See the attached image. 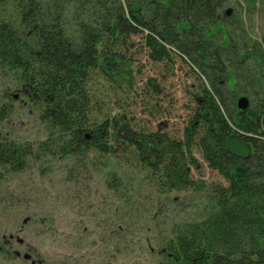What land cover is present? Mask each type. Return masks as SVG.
Masks as SVG:
<instances>
[{
	"label": "trees",
	"instance_id": "trees-1",
	"mask_svg": "<svg viewBox=\"0 0 264 264\" xmlns=\"http://www.w3.org/2000/svg\"><path fill=\"white\" fill-rule=\"evenodd\" d=\"M223 2L0 0V65L19 78V91L41 109L49 130L37 152L5 135L2 124L14 99L8 94L0 103V178L4 169L24 170L33 157H89L93 151L138 162L163 192L202 190L205 182L192 175L200 167L192 150L198 146L228 185L214 188L201 218L173 227L158 247L157 264H264V100L236 114L227 101L223 85L233 73L222 51L232 41L213 40ZM134 35L150 60L173 65L178 57L199 82L181 136L162 123L164 96L152 110L144 105L146 125L118 114L90 118L92 71L114 76ZM233 133L251 144L248 158L226 151Z\"/></svg>",
	"mask_w": 264,
	"mask_h": 264
},
{
	"label": "rangeland",
	"instance_id": "rangeland-1",
	"mask_svg": "<svg viewBox=\"0 0 264 264\" xmlns=\"http://www.w3.org/2000/svg\"><path fill=\"white\" fill-rule=\"evenodd\" d=\"M220 10L213 40L232 41L231 46L223 44L233 73L223 90L236 114L242 96L249 98L248 108L264 100V0H224ZM247 53L248 60H240ZM176 60L173 65L150 60L141 36H132L114 76L100 69L90 75L91 120L118 114L146 125L144 105L150 103L152 110L157 96H164L168 116L162 123L181 136L199 82ZM17 80L0 65V103L8 94L14 98L2 130L37 152L48 136V124L39 116L41 109L19 91L23 86ZM192 150L200 166L192 175L205 182L202 190L163 192L155 175L138 162L93 151L89 157H33L20 172L4 169L0 264H157L158 247L173 227L201 218L214 188L228 185L208 167L198 146Z\"/></svg>",
	"mask_w": 264,
	"mask_h": 264
},
{
	"label": "water",
	"instance_id": "water-1",
	"mask_svg": "<svg viewBox=\"0 0 264 264\" xmlns=\"http://www.w3.org/2000/svg\"><path fill=\"white\" fill-rule=\"evenodd\" d=\"M249 107V98L242 96L238 100V108L241 111L247 110ZM225 149L227 152L240 157L248 158L252 153V146L248 141L242 139L237 133H233L225 141Z\"/></svg>",
	"mask_w": 264,
	"mask_h": 264
}]
</instances>
